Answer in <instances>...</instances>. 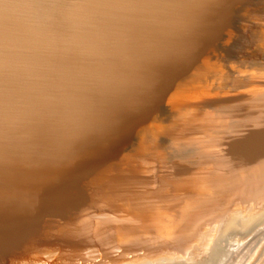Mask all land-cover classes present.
<instances>
[{
    "label": "water",
    "instance_id": "water-1",
    "mask_svg": "<svg viewBox=\"0 0 264 264\" xmlns=\"http://www.w3.org/2000/svg\"><path fill=\"white\" fill-rule=\"evenodd\" d=\"M103 1L110 6L99 12L91 7L92 0H0L1 133L13 139L14 122L26 113L41 115L43 129L53 123L61 128L53 154L66 156L64 165L70 157L60 149L70 139L76 143L92 136L93 129L99 131L92 136L91 149L97 154L105 143L128 134L135 142L134 155H129L133 162L143 139L155 136L149 120L157 116L151 119L145 111H162L170 124L177 123L168 127L171 131L188 127L184 134L195 145L190 152H198L177 165L173 161L167 170L170 178L165 173L159 178L161 171L148 173L157 175L152 188L160 181L167 187L171 180L182 182L175 205L183 210L171 211L164 222L155 219L156 235L160 241L174 244L180 238L184 244L193 225L209 220L207 242L175 246L178 251L169 259L149 252L135 264H212L217 249H222L220 257L226 250L233 253L244 239L241 250L248 247L260 255L246 264L263 263L264 243L258 250L256 243L264 242V224L258 240L252 232L244 234L264 218V0ZM15 2L23 8H14ZM169 112L174 116L169 118ZM81 117L86 124H80ZM159 137L170 142L168 135ZM48 142L57 145L53 139ZM104 160L102 155L100 162ZM59 166L55 163L56 171ZM176 173L180 176L173 177ZM55 178L61 180L52 177L53 183ZM29 187L23 213L35 222L40 215L37 195L47 194ZM80 187L82 204L104 201L95 183ZM7 198L19 199L15 194ZM172 203L170 199L164 205ZM161 204L158 210L166 212ZM0 208L7 211L10 202L1 200ZM80 212L69 211L70 222L80 224L73 220ZM36 229L31 225L24 231L28 239Z\"/></svg>",
    "mask_w": 264,
    "mask_h": 264
},
{
    "label": "bare ground",
    "instance_id": "bare-ground-1",
    "mask_svg": "<svg viewBox=\"0 0 264 264\" xmlns=\"http://www.w3.org/2000/svg\"><path fill=\"white\" fill-rule=\"evenodd\" d=\"M105 4L103 0H100V3L97 0H92L91 7L94 6V9L99 11L100 8L110 6H104ZM14 8H23L21 2H15ZM110 10H112V6L109 7ZM82 37L86 38L88 35H82ZM84 38H81L79 43H82ZM46 112L45 110L43 113L47 114L48 112ZM145 112L151 113V119L154 115L157 116V118L149 120L150 123L153 122L151 124L153 131L150 130V132L154 133L151 135L155 136L142 138L143 144L141 147L138 146L140 153L134 156V163L129 155L132 157L134 155L136 148H132V145L135 142L128 134L121 136L116 143L110 145L108 143L103 145L104 143L98 140L103 146L100 147L101 152L99 151L100 153L97 152V154H95L96 149H91L95 143V138L92 136H96L93 134H97L99 131L96 132L93 129L90 132L92 136H83L76 143L70 139V145L60 149L64 155L70 157V160H67L69 163L65 162L67 164L64 165L62 160L66 156L58 158L56 154H53L55 150L59 149L58 136H62L59 134L60 126L53 123L43 129L40 124L42 123L41 115L26 113L23 115L24 117H20L16 121L17 123L14 122L17 131L13 139H9L5 132L1 133L4 130H0V179L2 178L5 182L0 184V201L8 200L10 202V209L7 211L0 208V220H5V224L0 222V239L2 240L0 241V264H135L138 260L146 258L149 252L163 254L160 257L169 259L178 251L175 246L179 247L184 244L187 246L191 242L195 247H198L207 242L209 220L206 222L202 220L198 225H193L192 231L186 233L189 242L185 241L184 244L180 242V238L174 244H170L164 240L160 241V235H156L154 225L158 222L153 223V221L157 219L164 222L171 211L178 212L181 209L180 205L176 206L175 204L176 200H179L177 196L181 194L177 191L182 182H178L181 179L177 178L171 180L170 187L162 186L163 181L155 185V188H152L151 185L154 184V179L159 171L162 172L159 178L165 177V174L170 178L171 174L167 170L172 162L175 161L177 165L190 157L194 158L192 155L197 154L198 150L194 149L193 153L190 152L195 145H193L194 142L191 143V136L184 134L188 127H179L183 129L179 130L180 132L171 131L168 127L177 123L170 124L165 113L156 109ZM168 116L170 118L174 116V113L169 112ZM96 117L97 115L93 119H97ZM107 118H111V116ZM113 120L122 121L118 117H114ZM81 121H79L80 124H86L82 117ZM146 126L150 128L148 124ZM45 132H49V134ZM160 135H168L170 142H164L159 137ZM50 139H53V144L57 141V145L49 146ZM159 147L160 149L157 150L156 148ZM44 148L45 150H43ZM143 148L152 151L153 154L142 153ZM88 150H93L91 152H94V156L91 155V152L90 155H86ZM102 155L106 157V160L100 162ZM54 157L58 159L56 162ZM55 163L60 165L57 171L54 167ZM149 172H155L157 175L153 177L148 174ZM55 176H59L61 180L55 178L56 181L53 183L52 177ZM179 176L176 173L173 177ZM90 181L96 184L104 201L99 202L98 199H93L82 204L85 201V196L78 197L80 192H77V189L80 191V185L87 186ZM29 186H34L32 188L37 193L46 192L47 194L46 196L45 193L37 195V207L35 208L40 211V215L35 219V222L32 221L33 223L29 221L26 213H23V207L25 208V201L28 198L26 190L31 188ZM104 189L107 193L102 192ZM186 191L187 189L184 188L181 192L185 194ZM7 194H11L12 197L15 194L19 199L17 201L10 200L7 198ZM193 194L191 193L189 196ZM170 199L173 200V203L166 207L164 203ZM207 199V196L200 197L199 202ZM160 203H162L161 207L163 205L162 208L167 210L166 212L158 210L157 205ZM69 211H82L76 214L73 219L79 221L80 224L70 222ZM208 215L210 214L205 215L203 219H207ZM94 222L96 225H93ZM63 223H68V225L64 226ZM33 224L37 231L30 232V239H28L29 234L24 231L31 225L34 226ZM70 224L73 225L69 226ZM262 224H264V218L247 228L244 235L252 232L253 238L259 239V234H261L259 226ZM43 225H46L44 229H47L46 231H41L42 227L40 226ZM52 229L54 230L51 232ZM16 235L20 236L23 241L17 239ZM201 240L203 241L201 242ZM245 241L246 239L241 242V245L245 244ZM259 243H256L257 250L264 242L259 240ZM241 245H236L233 253L226 250L222 257H220L222 249H217L212 264H246L250 258L259 260L258 251L251 254L252 249L247 247L248 249L241 250ZM230 255H235L233 260L230 259ZM256 264H264V262L260 263L259 261Z\"/></svg>",
    "mask_w": 264,
    "mask_h": 264
}]
</instances>
